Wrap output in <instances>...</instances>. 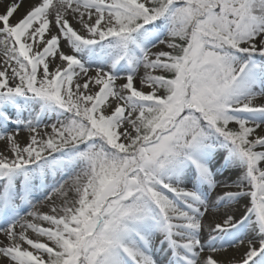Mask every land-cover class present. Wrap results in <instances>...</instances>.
Wrapping results in <instances>:
<instances>
[{"label": "snow or ice", "instance_id": "6c2138e0", "mask_svg": "<svg viewBox=\"0 0 264 264\" xmlns=\"http://www.w3.org/2000/svg\"><path fill=\"white\" fill-rule=\"evenodd\" d=\"M0 264H264V0H0Z\"/></svg>", "mask_w": 264, "mask_h": 264}, {"label": "bare ground", "instance_id": "6f19581e", "mask_svg": "<svg viewBox=\"0 0 264 264\" xmlns=\"http://www.w3.org/2000/svg\"><path fill=\"white\" fill-rule=\"evenodd\" d=\"M46 210V209H45Z\"/></svg>", "mask_w": 264, "mask_h": 264}]
</instances>
